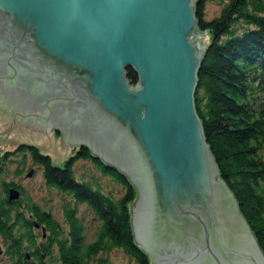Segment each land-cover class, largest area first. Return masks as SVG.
<instances>
[{
	"label": "water",
	"instance_id": "water-1",
	"mask_svg": "<svg viewBox=\"0 0 264 264\" xmlns=\"http://www.w3.org/2000/svg\"><path fill=\"white\" fill-rule=\"evenodd\" d=\"M204 36L194 0H0V115L126 173L151 264H264L197 112Z\"/></svg>",
	"mask_w": 264,
	"mask_h": 264
},
{
	"label": "trees",
	"instance_id": "trees-1",
	"mask_svg": "<svg viewBox=\"0 0 264 264\" xmlns=\"http://www.w3.org/2000/svg\"><path fill=\"white\" fill-rule=\"evenodd\" d=\"M194 1L207 44L198 71L197 112L221 177L264 252V0ZM209 2L220 5L212 18L206 16ZM126 70L136 84L135 69ZM15 160L16 177L39 168L45 185L59 197L58 218L21 183L8 179ZM0 161V234L9 250L16 248L19 264H113L110 254L117 250L130 264H151L135 239V184L89 147L75 146L63 166L27 143L0 152ZM12 187L20 190L18 199H9ZM82 205L97 220L90 241L79 214ZM28 252L31 260L25 257Z\"/></svg>",
	"mask_w": 264,
	"mask_h": 264
},
{
	"label": "rangeland",
	"instance_id": "rangeland-1",
	"mask_svg": "<svg viewBox=\"0 0 264 264\" xmlns=\"http://www.w3.org/2000/svg\"><path fill=\"white\" fill-rule=\"evenodd\" d=\"M219 9L220 5L217 2H209L206 9L207 18H212L218 13ZM204 37L200 39L201 44L206 43ZM2 119H8V115H0L1 153L14 150L21 143L32 144L36 145L41 152L50 155L53 163L60 166H63L65 160L73 154L75 145L62 146V132L61 130L57 131L53 126L52 132L43 133L35 128L28 129V123H24L22 130L19 131L16 129V123L2 121ZM17 166H19L17 160L9 164L10 173L8 174V179L14 178L18 183H21L34 199L42 205L45 203V207L51 208L52 212L58 218L60 216L59 197L55 191L49 189L45 185L39 168L35 167L31 173L28 172L27 168L21 177H16L14 171ZM80 213L84 215L86 241H90L93 239L94 231L97 228V220L94 219L92 212L87 209L85 205L80 206L79 214ZM110 259L113 264H130L128 257L120 250L113 251L110 254Z\"/></svg>",
	"mask_w": 264,
	"mask_h": 264
},
{
	"label": "flooded vegetation",
	"instance_id": "flooded-vegetation-1",
	"mask_svg": "<svg viewBox=\"0 0 264 264\" xmlns=\"http://www.w3.org/2000/svg\"><path fill=\"white\" fill-rule=\"evenodd\" d=\"M59 131V130H57ZM2 167L1 161H0V168ZM45 236V234H44ZM16 248L12 247L11 250L8 249V247L3 242V238L0 234V264H19L20 258L18 256H15ZM13 253V254H12ZM27 260H31L30 252L26 253L25 255Z\"/></svg>",
	"mask_w": 264,
	"mask_h": 264
}]
</instances>
